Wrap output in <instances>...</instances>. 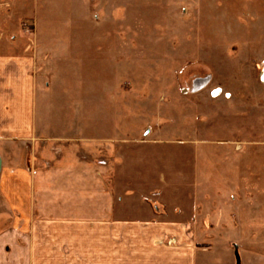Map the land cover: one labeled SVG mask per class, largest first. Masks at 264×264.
<instances>
[{"label":"rangeland","instance_id":"1","mask_svg":"<svg viewBox=\"0 0 264 264\" xmlns=\"http://www.w3.org/2000/svg\"><path fill=\"white\" fill-rule=\"evenodd\" d=\"M2 31L4 56L34 52L38 74L53 75L63 137L110 164L53 178L72 181L69 208L60 192L44 199L59 218L99 219L105 184L114 218L176 228L164 245L192 249L197 264L264 258V0H0ZM29 146H6L3 163L24 165ZM2 177L0 264H44L28 252L44 225L22 217Z\"/></svg>","mask_w":264,"mask_h":264},{"label":"crops","instance_id":"2","mask_svg":"<svg viewBox=\"0 0 264 264\" xmlns=\"http://www.w3.org/2000/svg\"><path fill=\"white\" fill-rule=\"evenodd\" d=\"M4 37L2 31L0 48ZM36 58L34 52L23 57H6L0 52V144H29L31 154L24 165L19 161L21 156L16 155L13 165L8 166L5 160L9 150L4 147L0 154L1 188L25 220L30 217V222L43 224L45 228L44 232L32 235L31 244L37 246L29 248L28 252L46 256L44 264H197L192 249L164 245L171 235L178 234L175 240L181 237L182 232H176V228H167L165 223L149 217L114 218L116 202L108 185L100 184L97 198L102 205L99 219L95 220L71 219L69 213L59 218L55 199L44 200L48 192H60L61 207L69 208L72 181L68 179L61 184L53 178L84 176L87 172L98 176L104 171L107 173L110 164H106L102 156H94L96 153L92 150L86 153V147H81L83 143L76 141L79 138L72 133L63 137L62 133L69 127L64 119L60 125H54L52 110L55 106L51 97L54 87L47 81L53 75L49 76L46 69L38 74ZM87 187L81 184V191L86 192ZM79 199L85 201L86 197L82 195ZM44 207L52 209L48 211L50 216H41L45 213ZM256 264H264V258Z\"/></svg>","mask_w":264,"mask_h":264},{"label":"built area","instance_id":"3","mask_svg":"<svg viewBox=\"0 0 264 264\" xmlns=\"http://www.w3.org/2000/svg\"><path fill=\"white\" fill-rule=\"evenodd\" d=\"M263 69H264V68H263ZM262 72H263V70H262ZM262 72H261V74H260V80H261V83H263V82H262ZM263 84H264V83H263ZM183 92H185V93L187 94V93L190 92V89H189V88L183 89ZM221 93H222V90H221L220 88H218V89H213V90L210 92V95H211L212 98H215V97L220 96ZM227 96H228V95H227Z\"/></svg>","mask_w":264,"mask_h":264},{"label":"bare ground","instance_id":"4","mask_svg":"<svg viewBox=\"0 0 264 264\" xmlns=\"http://www.w3.org/2000/svg\"><path fill=\"white\" fill-rule=\"evenodd\" d=\"M262 82L264 83V69H263V72H262Z\"/></svg>","mask_w":264,"mask_h":264},{"label":"water","instance_id":"5","mask_svg":"<svg viewBox=\"0 0 264 264\" xmlns=\"http://www.w3.org/2000/svg\"><path fill=\"white\" fill-rule=\"evenodd\" d=\"M1 167H2V161H1V158H0V172H1Z\"/></svg>","mask_w":264,"mask_h":264}]
</instances>
